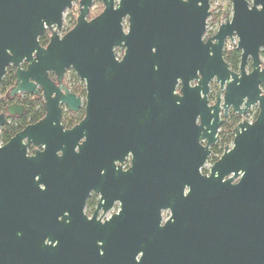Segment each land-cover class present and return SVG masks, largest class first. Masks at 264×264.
Listing matches in <instances>:
<instances>
[{
	"label": "water",
	"instance_id": "water-1",
	"mask_svg": "<svg viewBox=\"0 0 264 264\" xmlns=\"http://www.w3.org/2000/svg\"><path fill=\"white\" fill-rule=\"evenodd\" d=\"M74 1L0 0V84L7 67L16 68L13 93L41 88L44 123L58 124L61 106L77 112L81 105L63 84L66 71L75 73L85 86V117L62 137L50 136L48 148L66 146L70 188L98 158L113 167L131 154V169L116 173L111 192L122 210L94 234L71 232L55 247L45 244L47 235L18 236L0 212V264H264V0H229L231 19L207 40L210 0H81L75 27L59 37ZM95 1L104 10L87 21ZM46 29L52 36L42 48ZM234 37L238 73L223 58ZM213 80L224 94L209 106ZM221 102L224 115L255 105L259 113L236 127L232 149L203 176ZM35 129L16 139L34 138Z\"/></svg>",
	"mask_w": 264,
	"mask_h": 264
},
{
	"label": "flooded vegetation",
	"instance_id": "flooded-vegetation-1",
	"mask_svg": "<svg viewBox=\"0 0 264 264\" xmlns=\"http://www.w3.org/2000/svg\"><path fill=\"white\" fill-rule=\"evenodd\" d=\"M80 1L81 0H78L77 17L79 15ZM95 2L100 4V7H98L97 10L98 12L92 17L91 6L86 18L87 21L97 18L104 10L102 3L98 1ZM225 14L230 16V12L228 11H224L222 14L223 17ZM77 17L73 22L74 25L72 24L68 29L63 31L61 27V30L58 32L59 37L65 36L75 27ZM229 20L230 19H228V21ZM219 23L218 21L216 22L217 25ZM124 25L126 26V21ZM220 26L218 25V27ZM43 36H47V44L41 46L39 39ZM51 36L52 31L46 29L44 34L38 38L39 45L42 48H46ZM28 65L29 63L26 60H23L20 64V68L25 70ZM239 67L240 57L237 71L229 69L232 72L238 73ZM260 68L264 71V65L262 66V63ZM247 69L249 70L248 72ZM16 71L17 69L13 66L7 67L5 76L7 75L9 77V82L2 90H0V102L2 106L0 109V115L5 116V122L0 126V168L2 169V179H0V212L12 220L14 232L18 236L35 234L47 235L48 237L45 240V244L54 247L57 246L59 239L71 232L94 234L98 225L111 223L122 210L121 201L112 197L111 192L115 183L116 173L118 171L127 173L131 169L132 156L131 154H128L122 163L115 162L113 167H111L109 163L101 164L100 160L102 159L98 158L96 168L92 171H88L87 169L82 170L80 174L81 181L77 187L70 188L66 172L67 148L62 143H60L59 148H48L47 139L50 136L62 137L63 134L71 131L83 121L86 106L85 96H77L74 94L81 99V105L77 112H71L66 107L61 106L59 123H44L47 117L45 100L41 88H37L35 90L37 91L36 93L35 91L28 93H13L16 88ZM251 71L252 62L249 60L246 66V72L249 74ZM70 72L73 71H66L63 78V84L68 89V73ZM49 77L57 85L55 76L50 74ZM31 82L32 81L30 80V83ZM179 88L180 86L177 87V92L179 91ZM69 91L71 92L70 89ZM218 99H220L219 96L216 98L215 103H211L208 100L209 106L215 105ZM11 107H16L20 111V114L9 115L8 110ZM224 113L221 102L220 119L222 125L220 128L223 129L228 123L234 122V139V130L239 124L244 123H239V119L246 113L244 115H239L237 113L234 114L231 108L228 109L226 115H224ZM258 113L259 110L257 116ZM256 118L254 117L253 122ZM31 127H37V130L35 129L36 136L34 138L25 136L20 140L16 139ZM217 140L209 147L210 155L207 158L205 165L210 158H212V161L215 164L226 152L232 149L227 148L228 145H226L221 150L220 154L216 152L213 153V147L217 145ZM83 142L84 140H81L79 145ZM11 143L12 146L6 148V146ZM231 143L233 144V141ZM75 152L79 153L80 151L76 148ZM202 169L201 174L203 176L210 175L211 169L208 175L202 173ZM239 180L240 178H237L234 180L233 184H237ZM85 182H89V185ZM165 212L169 211L162 212V219L163 213ZM165 221L163 220V222ZM120 232L121 229L119 228L113 229V234L118 235ZM210 258H214V254H210Z\"/></svg>",
	"mask_w": 264,
	"mask_h": 264
},
{
	"label": "rangeland",
	"instance_id": "rangeland-1",
	"mask_svg": "<svg viewBox=\"0 0 264 264\" xmlns=\"http://www.w3.org/2000/svg\"><path fill=\"white\" fill-rule=\"evenodd\" d=\"M219 5L221 7H223L224 11H228L230 12L231 11V3L229 0H219ZM98 7H100V4L95 2L93 3L92 5V8H91V16H95L97 14V10H98ZM77 11H78V0H76L73 5H72V8L69 9V10H66L63 14V26H62V30H66L68 29L69 27L72 26L73 22L75 21V18L77 17ZM231 16H229V19H231ZM218 25L217 24H214L213 26L210 25V20L207 21V28H206V33H205V36H204V40H207L208 38L214 36L218 30ZM126 30V28H125ZM236 44H237V38L234 37V39L232 40V42L230 40H227L226 44H225V49H224V53L226 52H231V51H234L236 50ZM115 54H116V57L117 58H121V56L123 55V52L121 50H116L115 51ZM260 61L262 63V66L264 65V50L263 52L260 53ZM249 70L247 69V72ZM71 76V72L68 73V77ZM192 85H195V82L192 83ZM220 91V92H219ZM262 92L264 93V89L262 88ZM223 93H224V89H220V86L218 83L214 81L211 82L210 84V92H209V95H208V100L211 102V103H215L216 101V98L218 97V94H219V97L220 99L222 100L223 98ZM258 112V108H257V105L250 108L248 110V112L239 119V123L240 122H247V123H251L253 122V119L256 115V113ZM222 128L219 129L218 131V140H217V145H219L222 140L226 137L224 134H222ZM227 148L231 149L232 148V143L231 144H228ZM213 161H212V158L209 159L208 163L204 166V168L202 169V173H206L207 175L209 174V171L211 169V167L213 166ZM170 213L169 212H165L163 213V220H167L168 217H169Z\"/></svg>",
	"mask_w": 264,
	"mask_h": 264
},
{
	"label": "trees",
	"instance_id": "trees-1",
	"mask_svg": "<svg viewBox=\"0 0 264 264\" xmlns=\"http://www.w3.org/2000/svg\"><path fill=\"white\" fill-rule=\"evenodd\" d=\"M250 1V0H248ZM224 19L226 21H228L229 16L228 14H225ZM218 21L217 17H212V19L210 20V25L213 26L214 24H216V22ZM74 25V23H73ZM40 45L44 46L45 44H47V36H43L39 39ZM239 57H240V53L237 52L236 50L231 51V52H226L224 54V59L227 62V64L229 65V68L233 71H237L238 66H239ZM9 82V77L6 75L1 84H0V90H2ZM67 86L69 87V89L71 90V92L77 96H85V88H84V84L78 79V77L71 72V76L69 77V80L67 82ZM2 108L1 106V102H0V109ZM257 117V113L255 115V118ZM235 123L234 122H230L228 123L222 130V134H224L226 137L222 140V142L219 145H215L213 147V153H221V150L228 145L229 143H231L233 141V127H234ZM219 149V150H218Z\"/></svg>",
	"mask_w": 264,
	"mask_h": 264
},
{
	"label": "built area",
	"instance_id": "built-area-1",
	"mask_svg": "<svg viewBox=\"0 0 264 264\" xmlns=\"http://www.w3.org/2000/svg\"><path fill=\"white\" fill-rule=\"evenodd\" d=\"M210 11H211V17L212 16L217 17L218 23L220 22L218 24L219 26L222 25V23L223 24L226 23V20L224 19L223 15H222L224 13L223 7H221L219 5V0H210ZM230 15H231V11H230ZM211 17L209 19H211Z\"/></svg>",
	"mask_w": 264,
	"mask_h": 264
}]
</instances>
